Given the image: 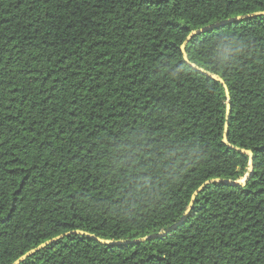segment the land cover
Returning <instances> with one entry per match:
<instances>
[{
    "label": "trees",
    "instance_id": "16d2710c",
    "mask_svg": "<svg viewBox=\"0 0 264 264\" xmlns=\"http://www.w3.org/2000/svg\"><path fill=\"white\" fill-rule=\"evenodd\" d=\"M264 0H0V264H264Z\"/></svg>",
    "mask_w": 264,
    "mask_h": 264
},
{
    "label": "water",
    "instance_id": "95a60500",
    "mask_svg": "<svg viewBox=\"0 0 264 264\" xmlns=\"http://www.w3.org/2000/svg\"><path fill=\"white\" fill-rule=\"evenodd\" d=\"M263 15H264V12L249 14V15H245V16H238L236 18H231V19H228V20H226L224 22H221V23L213 24V25L206 26L204 28H201V29L192 31L185 38L184 42L180 46V51L182 53L183 60H184L185 63H187L194 70H196V71L204 74L205 76H207V77L215 80L216 82L220 83L223 86L224 93H225V97H226L225 122H224L223 133H222L223 143H224V145H226L230 149H234L237 152L242 153V154H245V155H247L249 157V168H248L249 174H248V176L245 179H240V180H237L236 182H231V181L222 180V179H212V180H208V181L204 182L191 195L189 205H188V207H187V209H186V211L184 213L183 218L180 221H178L175 225H173L172 227H170L169 229H167L166 231L161 232V233L156 234V235H151L149 237H145V238H141V239H136V240H132V241H110V240H107V239H98V238H95L92 235L87 234V233H84V232H81V231L73 232V234H78V235L86 236V237L91 238V239H95L96 241H99L100 243H102L104 245H107V246H120V245H128V244H133V245H135V244H141V243H144L146 241H150L152 239L162 238L165 235H167L169 232H171L172 230H174L176 227H178L180 224H182L185 221V218L190 213L195 198L197 197V195L200 192H202L204 190V188L206 186L211 185V184H225V185H233V186L244 187L246 185L247 181L249 180V178L252 175V170H253V166H252L253 154H252L251 151H247V150H243V149H239V148L232 147L227 142L228 129H229V120H230V115H231L230 92H229L227 86L225 85L224 81L220 77H218L216 75H211L209 73H206L201 68L190 64L189 61H188V59H187V57H186L185 48H186V45L191 41V39H193L196 36L202 35V34H204L206 32H209L211 30L217 29V28L222 27V26L232 24L234 22L242 21V20H245V19H248V18H252V17L263 16ZM70 234H72V233L62 234L60 236H57V237H55V238H53L51 240H48V241H46V242L38 245L36 248H34V249L26 252L24 255H22L21 257H19L13 264H21L22 262H24L26 259H28L32 255H34L38 251L42 250L43 248H45V247H47V246H49L51 244H54V243L58 242L59 240L63 239L64 237H66V236H68Z\"/></svg>",
    "mask_w": 264,
    "mask_h": 264
}]
</instances>
